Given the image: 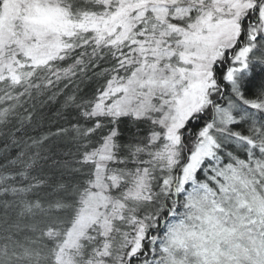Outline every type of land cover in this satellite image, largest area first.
Listing matches in <instances>:
<instances>
[{"label": "snow or ice", "instance_id": "obj_1", "mask_svg": "<svg viewBox=\"0 0 264 264\" xmlns=\"http://www.w3.org/2000/svg\"><path fill=\"white\" fill-rule=\"evenodd\" d=\"M0 264H264V0H0Z\"/></svg>", "mask_w": 264, "mask_h": 264}, {"label": "trees", "instance_id": "obj_2", "mask_svg": "<svg viewBox=\"0 0 264 264\" xmlns=\"http://www.w3.org/2000/svg\"><path fill=\"white\" fill-rule=\"evenodd\" d=\"M53 127H54V124H53Z\"/></svg>", "mask_w": 264, "mask_h": 264}]
</instances>
